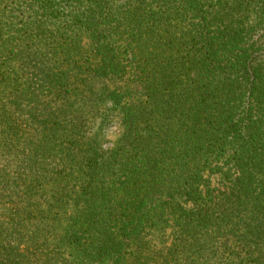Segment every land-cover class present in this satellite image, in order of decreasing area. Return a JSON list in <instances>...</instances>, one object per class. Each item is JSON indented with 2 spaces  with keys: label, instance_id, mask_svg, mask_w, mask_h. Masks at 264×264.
Segmentation results:
<instances>
[{
  "label": "trees",
  "instance_id": "1",
  "mask_svg": "<svg viewBox=\"0 0 264 264\" xmlns=\"http://www.w3.org/2000/svg\"><path fill=\"white\" fill-rule=\"evenodd\" d=\"M0 264H264V0H0Z\"/></svg>",
  "mask_w": 264,
  "mask_h": 264
},
{
  "label": "rangeland",
  "instance_id": "2",
  "mask_svg": "<svg viewBox=\"0 0 264 264\" xmlns=\"http://www.w3.org/2000/svg\"><path fill=\"white\" fill-rule=\"evenodd\" d=\"M122 133V126L121 123L119 121V118L115 117L113 119V124L112 127L110 128V130L108 131V140L106 142V148H111L113 147V144L115 143V141L118 139V137L121 135ZM212 183L214 186L216 187H221L223 186V181L221 179L220 175H215L212 177ZM222 184V185H221Z\"/></svg>",
  "mask_w": 264,
  "mask_h": 264
}]
</instances>
